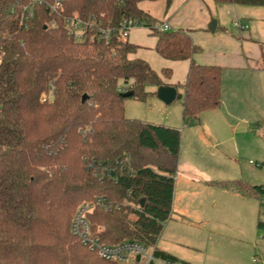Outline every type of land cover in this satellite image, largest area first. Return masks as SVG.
I'll use <instances>...</instances> for the list:
<instances>
[{
    "label": "trees",
    "instance_id": "1",
    "mask_svg": "<svg viewBox=\"0 0 264 264\" xmlns=\"http://www.w3.org/2000/svg\"><path fill=\"white\" fill-rule=\"evenodd\" d=\"M143 1L156 0H62L56 13L45 0L28 16L23 8L30 0H0V264H118L71 229L77 207L98 197L113 204H95L87 214L101 242L138 241L175 259L157 241L173 211L181 130L127 117L121 95H155L147 87L165 84L172 69L159 73L133 57L139 46L121 38V23L137 19L156 37L162 57L190 60L178 93L184 121L221 104L223 69L196 62L201 48L190 33L156 27ZM215 2L264 6V0ZM73 13L101 20L113 30L110 39L94 29L77 40L65 24ZM224 185L264 195V184Z\"/></svg>",
    "mask_w": 264,
    "mask_h": 264
},
{
    "label": "crops",
    "instance_id": "2",
    "mask_svg": "<svg viewBox=\"0 0 264 264\" xmlns=\"http://www.w3.org/2000/svg\"><path fill=\"white\" fill-rule=\"evenodd\" d=\"M156 3L160 5V12L153 8ZM140 6L159 22L168 23L171 29L180 28L188 31L194 43L201 48V51L193 56L196 62L222 67V99L221 104L215 108L219 109L221 114L218 115L226 124L228 123L232 132L236 134L242 125L246 126V129L247 126L254 125V131L264 135V6L217 3L215 0H172L169 6L166 0H156L145 2ZM214 18L217 20V26L212 31L209 24ZM238 18L249 24V28L235 27L233 22ZM127 39L139 46L133 57L145 59L159 73L164 68H171L172 76L164 79L165 84L178 85L176 87L178 93L182 91L179 85L186 80L190 60H170L162 57L155 49L156 37L143 26L133 27ZM156 90L157 87L150 88L151 92ZM202 113L204 115L206 111ZM200 115L198 118L190 117L184 121L182 114L183 125L186 121H190L183 127H179V124L170 120L147 121L181 130L182 143L172 208L173 212L178 210L177 213L181 217L186 214V211L178 206L182 198L188 201L196 200L202 217H208L210 211L206 207V198L194 197V193L199 190L208 191L213 182L211 179L226 178L230 183L244 178L246 180L244 181L251 185L264 184V182L256 183L249 176L245 177L236 165L231 164L230 159L228 160L223 152L222 160H220V154L211 151V157L220 161L214 170L198 165L196 162L199 156L198 150L206 152L213 143L209 136L210 132L208 133L207 126L201 121ZM192 118L193 120H190ZM184 142L193 155L188 156L183 153ZM231 168L233 173L228 172ZM211 172L219 175L214 176ZM221 184L226 186L224 183ZM224 191L233 193L234 198L231 199L235 205L237 204L236 212L248 209L247 203L252 197L250 194H244L231 187ZM250 213L256 226L243 229L241 232L244 237L242 238L248 248L256 250L251 258L252 264H262L264 263V228L258 226V221L264 220L257 217L255 211L253 214ZM163 250L179 260L173 249L163 247ZM253 258L257 259L256 263L253 262Z\"/></svg>",
    "mask_w": 264,
    "mask_h": 264
},
{
    "label": "rangeland",
    "instance_id": "3",
    "mask_svg": "<svg viewBox=\"0 0 264 264\" xmlns=\"http://www.w3.org/2000/svg\"><path fill=\"white\" fill-rule=\"evenodd\" d=\"M145 2L148 1H143L140 5ZM153 8L157 12L161 11L158 3ZM151 87L154 86H148L147 90L150 91ZM156 96L149 94L145 100L126 97L124 100L126 116L143 121L165 122L170 120L179 124V127L190 122L186 121L184 125L182 123V100L180 98H176L171 104H165ZM208 110L200 116L203 124L207 126L208 133L210 132L209 136L213 143L206 152L198 150L199 156L196 160L198 165L214 170L220 161L211 157V151L220 154V160H222L221 153L223 152L227 159H230L231 164L236 165L245 177L249 176L256 183L264 182V135L254 131V125L247 126V129L242 125L235 134L228 123L226 124L218 115L221 114L219 109ZM183 153L188 156L193 155V152L185 146V142ZM228 172L233 173V169L231 168ZM212 175L219 174L212 173ZM220 179H211L213 182L209 181L211 184L208 191L199 190L194 193V197L206 198V207L210 211L208 217H202L196 200L188 201L183 198L180 200L178 206L184 209L186 214L181 217L177 213L178 210L172 211L157 241V247L160 250L163 247L173 249L178 259L186 264H252L251 258L256 250L247 247L241 231L250 226L253 228L256 226L250 212L253 214L255 211L257 217L264 220V195L250 194L252 197L247 203L248 209H242L238 213L235 210L237 204L235 205L231 199L234 198L233 193L224 191L230 187L221 184H228L229 180ZM239 180L244 181L245 179Z\"/></svg>",
    "mask_w": 264,
    "mask_h": 264
},
{
    "label": "built area",
    "instance_id": "4",
    "mask_svg": "<svg viewBox=\"0 0 264 264\" xmlns=\"http://www.w3.org/2000/svg\"><path fill=\"white\" fill-rule=\"evenodd\" d=\"M44 2L45 0H30V2L24 6L23 12H27L26 14L28 16H32L34 5L36 3L40 4ZM47 4L53 13L58 12L62 8V0H50ZM65 24L71 35L77 40H85L89 31L97 29L99 38L108 41L113 32L112 28L102 26L101 20H96L95 17L90 16L88 18H82L78 13L66 16ZM233 25L241 29L249 28V24L244 23L239 18L233 22ZM135 26H143V23L139 22L137 19L124 20L121 23V38L123 40L127 39L129 31ZM155 26L161 30L171 29L169 24L165 22H158ZM109 169L110 167H105V169L103 167L104 171L106 170L109 172ZM93 170L95 175L99 173L98 167H93ZM95 204H99L104 209H111L113 206V204L107 201L105 197H98L95 202L85 201L81 203L73 215L71 229L74 234L81 238L84 244H86L91 250L96 251L101 258L126 264H186L177 259L157 256L154 246H147L138 241H123L113 245L101 242L99 237L92 233L87 218L88 212L92 210ZM253 262L256 263L257 259L253 258Z\"/></svg>",
    "mask_w": 264,
    "mask_h": 264
},
{
    "label": "water",
    "instance_id": "5",
    "mask_svg": "<svg viewBox=\"0 0 264 264\" xmlns=\"http://www.w3.org/2000/svg\"><path fill=\"white\" fill-rule=\"evenodd\" d=\"M216 26H217V20L214 18L210 22L209 28L212 31H214ZM132 94H133L132 90H125V91L121 92V95L124 97H129ZM156 95L165 104H171L178 97V90H177L176 86H174V85L163 84V85H160L157 87ZM86 99H87V95L84 94L82 96V101H84ZM144 201H145V199L143 198L141 200V205H143ZM138 259H139V256H138Z\"/></svg>",
    "mask_w": 264,
    "mask_h": 264
}]
</instances>
